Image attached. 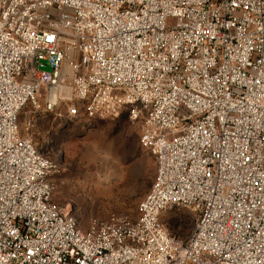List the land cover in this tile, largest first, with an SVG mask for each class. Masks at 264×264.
Wrapping results in <instances>:
<instances>
[{"label":"built area","instance_id":"obj_1","mask_svg":"<svg viewBox=\"0 0 264 264\" xmlns=\"http://www.w3.org/2000/svg\"><path fill=\"white\" fill-rule=\"evenodd\" d=\"M63 102L72 123H140L137 219L83 230L52 201L18 117ZM179 205L184 240L160 218ZM0 264H264V0H0Z\"/></svg>","mask_w":264,"mask_h":264},{"label":"rangeland","instance_id":"obj_2","mask_svg":"<svg viewBox=\"0 0 264 264\" xmlns=\"http://www.w3.org/2000/svg\"><path fill=\"white\" fill-rule=\"evenodd\" d=\"M66 109L67 102L53 112L27 103L18 117L21 135L30 137L56 165L52 201L83 230L93 219L112 215L137 219L156 173L154 157L140 143V123L126 112L72 123ZM160 218L172 237L184 240L192 234L197 213L179 205L162 211Z\"/></svg>","mask_w":264,"mask_h":264},{"label":"water","instance_id":"obj_3","mask_svg":"<svg viewBox=\"0 0 264 264\" xmlns=\"http://www.w3.org/2000/svg\"><path fill=\"white\" fill-rule=\"evenodd\" d=\"M45 69H46L47 71H50V70H51V68H50L48 65L45 67Z\"/></svg>","mask_w":264,"mask_h":264},{"label":"bare ground","instance_id":"obj_4","mask_svg":"<svg viewBox=\"0 0 264 264\" xmlns=\"http://www.w3.org/2000/svg\"><path fill=\"white\" fill-rule=\"evenodd\" d=\"M64 90H66V89H64Z\"/></svg>","mask_w":264,"mask_h":264},{"label":"trees","instance_id":"obj_5","mask_svg":"<svg viewBox=\"0 0 264 264\" xmlns=\"http://www.w3.org/2000/svg\"><path fill=\"white\" fill-rule=\"evenodd\" d=\"M153 183V182H152Z\"/></svg>","mask_w":264,"mask_h":264}]
</instances>
